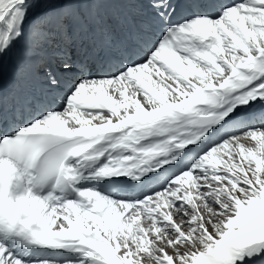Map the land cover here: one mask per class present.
<instances>
[{"label": "snow or ice", "instance_id": "obj_1", "mask_svg": "<svg viewBox=\"0 0 264 264\" xmlns=\"http://www.w3.org/2000/svg\"><path fill=\"white\" fill-rule=\"evenodd\" d=\"M0 264H264V0H0Z\"/></svg>", "mask_w": 264, "mask_h": 264}, {"label": "bare ground", "instance_id": "obj_2", "mask_svg": "<svg viewBox=\"0 0 264 264\" xmlns=\"http://www.w3.org/2000/svg\"><path fill=\"white\" fill-rule=\"evenodd\" d=\"M43 74L24 72L21 77L13 83V88L8 91L7 103L9 106L22 107L34 98L42 97Z\"/></svg>", "mask_w": 264, "mask_h": 264}]
</instances>
